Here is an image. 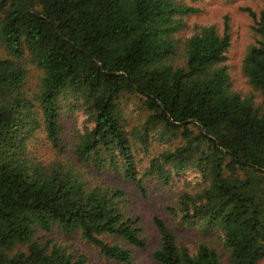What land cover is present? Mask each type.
I'll return each instance as SVG.
<instances>
[{"label": "trees", "instance_id": "16d2710c", "mask_svg": "<svg viewBox=\"0 0 264 264\" xmlns=\"http://www.w3.org/2000/svg\"><path fill=\"white\" fill-rule=\"evenodd\" d=\"M244 9L259 39L243 71L264 106V10ZM195 11L177 0H0V264H88L83 253L35 237L53 225L131 264V246L145 238L123 188L91 175L106 170L144 193L146 177L170 184L192 170L198 178L166 206L177 222L218 231L230 264L264 256V110L233 87L226 26L181 33ZM30 65L40 73L33 90ZM126 93L142 98L137 124ZM64 105L92 124L78 133L74 156L60 138ZM152 139L164 145L140 172L134 152H147ZM47 144L56 150L48 156ZM153 221L158 263L220 264L214 246L190 249L162 217Z\"/></svg>", "mask_w": 264, "mask_h": 264}, {"label": "rangeland", "instance_id": "374dc122", "mask_svg": "<svg viewBox=\"0 0 264 264\" xmlns=\"http://www.w3.org/2000/svg\"><path fill=\"white\" fill-rule=\"evenodd\" d=\"M187 3L197 8V11L188 13L184 19L186 26L181 30L183 35H189L194 29L202 25H215L218 31L227 27L230 35V45L227 51L228 70L231 76L233 87L243 95H252L255 104L264 110L261 93L253 87L243 71V60L249 47L257 43L259 35L253 29L254 18L247 12L245 7H249L255 12L264 10V0H177ZM4 54L3 47L0 46V56ZM40 73L30 65L26 87L35 89L39 82ZM142 98L136 93H126L122 98L129 116L130 124H137L144 116V109L140 108ZM91 126L86 114L81 108L64 105L60 112V138L62 147L67 154L74 156L73 143L79 132L86 126ZM164 145L152 139L149 150L142 151L136 149L135 156L139 159L138 167L140 172L148 164V159ZM40 146V145H39ZM42 153L46 156L56 150L50 144L43 147ZM92 169L91 167H89ZM94 179L101 178L106 183H116L125 192L124 203L141 227V232L145 238V245L142 247L131 246V264H160L154 260L152 250L158 245L159 234L153 221L154 215L162 217L174 229L178 236V241L187 244L190 249H194L199 241H203L216 248L220 264H230L229 252L222 244V238L218 231L203 233L196 226L189 227L180 225L178 217H174L166 208L167 205L175 206L177 193L187 188L188 183H193L198 175L192 170L174 174L170 184H162L153 177H146L144 180L145 193L138 189L130 180L122 175L116 174L112 170L91 173ZM35 237L41 241L53 238L55 241L65 245L74 254L83 253L87 257L88 264H126L124 262L105 257L99 249L92 243L83 239L79 233H65L56 225L49 231L38 230ZM107 240L122 241L119 237L105 236ZM264 264V256L257 262Z\"/></svg>", "mask_w": 264, "mask_h": 264}]
</instances>
